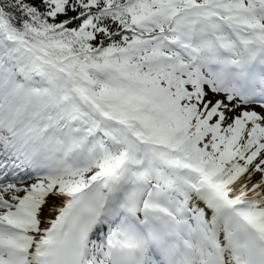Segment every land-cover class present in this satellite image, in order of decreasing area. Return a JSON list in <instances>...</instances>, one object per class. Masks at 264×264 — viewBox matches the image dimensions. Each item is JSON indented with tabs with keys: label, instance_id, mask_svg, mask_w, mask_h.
<instances>
[{
	"label": "snow or ice",
	"instance_id": "snow-or-ice-1",
	"mask_svg": "<svg viewBox=\"0 0 264 264\" xmlns=\"http://www.w3.org/2000/svg\"><path fill=\"white\" fill-rule=\"evenodd\" d=\"M0 264H264V0H0Z\"/></svg>",
	"mask_w": 264,
	"mask_h": 264
}]
</instances>
